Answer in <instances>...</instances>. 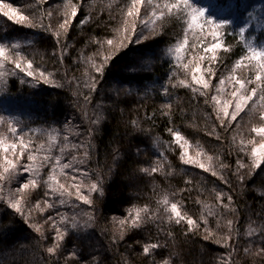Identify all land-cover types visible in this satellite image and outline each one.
<instances>
[{"label":"trees","instance_id":"trees-1","mask_svg":"<svg viewBox=\"0 0 264 264\" xmlns=\"http://www.w3.org/2000/svg\"><path fill=\"white\" fill-rule=\"evenodd\" d=\"M217 1L220 5L233 3L237 8L241 2ZM0 3L11 4L30 19L35 18L34 22L39 25L17 24L0 13V43L32 61L33 68L52 74L49 78L52 83H45L25 76L14 64L6 63L3 68L6 76L0 79V103L13 102L22 108L10 121L17 129V136L27 144L28 152L34 153L41 147L38 143L45 144L50 135L60 137L53 144L57 150L52 152L51 162L37 178V187L29 191L25 212H17L0 197V264H165V261L167 264H264V254H261L264 164L254 175L249 174L252 158L251 145L247 144L248 140L258 138L251 128L261 124L254 120L245 124L238 119L234 124L225 121L222 126L208 91L188 81L191 64L187 70L182 65L193 61L190 57L195 58L200 51L207 62L211 57L203 52V47L211 37L205 34L204 39L200 30L188 29L186 12L168 13L164 4L175 0H158L156 8L142 2L135 20L142 22L148 11L157 9L156 24L140 33V38L147 39H139L137 30L118 50L106 42L118 37L122 26L127 27L126 14L131 0H71L77 5V16L69 24L68 33L60 37L53 33L67 18L68 0H0ZM161 11L165 13L163 16ZM185 38L188 44L177 62L168 49ZM96 41L103 42L105 56L111 55L102 73H96L88 60L92 57L98 65L103 61L102 56L96 55L101 50ZM220 42L229 51L220 50L216 62H209L212 67L224 62L232 66L247 57L238 30L226 27ZM13 44L20 47L13 50ZM242 63L249 64L247 59ZM252 64L246 71H256ZM90 77H95V91L90 89ZM180 79L190 86L173 87ZM256 84L254 81L252 88ZM193 88L198 91L194 92ZM201 91L205 95H200ZM261 95L264 93L257 89L252 118L257 115L264 123ZM85 96L89 101H85ZM164 104L171 107L164 108ZM97 117L99 123H92ZM244 124L246 128L242 129ZM170 128L179 131L188 141L189 151L200 153L198 159L202 163L211 164L210 171L181 161L182 149L175 143ZM8 135L17 137L10 132ZM65 136L70 142H76L75 147L63 145ZM241 140L245 141V151L240 150ZM57 156L61 158L60 164H56ZM190 156L197 158L195 154ZM207 157L212 160L207 161ZM238 160L244 164L243 168L238 167ZM64 163L72 164L69 169H63L64 176L60 177V182L72 193L70 197L52 193L43 182L47 180L49 166ZM153 167L158 169L154 173ZM142 168L149 172H141ZM212 171L217 175H212ZM95 182L102 186L103 195L89 194ZM72 185H82V194L93 203L87 205L77 200ZM217 192L225 194L219 201ZM229 195L231 202L227 199ZM165 197L167 207L177 203L181 214L187 213L199 227L189 231L186 220L179 224L175 219L169 220L170 212L165 211L163 203ZM61 199L68 203L61 205ZM46 204L55 207L48 208ZM145 207L154 219H147L141 213L144 222L140 227H131L130 217L135 215V210ZM28 213L32 214V221L28 220ZM74 214L77 227L60 224L61 230L66 229L61 248L57 253H48L56 231L48 228L45 219L51 216L59 224L61 215ZM86 214L92 215V220ZM121 220L127 223L121 225ZM229 220L233 221L231 231L227 225ZM33 224L43 226V239ZM208 232L213 235L206 240ZM220 237H228L227 247L223 241L216 243ZM152 243L160 246L145 254L143 247Z\"/></svg>","mask_w":264,"mask_h":264},{"label":"snow or ice","instance_id":"snow-or-ice-1","mask_svg":"<svg viewBox=\"0 0 264 264\" xmlns=\"http://www.w3.org/2000/svg\"><path fill=\"white\" fill-rule=\"evenodd\" d=\"M142 0H131V6L127 10V17H136L140 14V4ZM148 4L152 3V0H147ZM159 7V5H157ZM164 8L167 9L168 13L170 14H179L187 11V15L189 17L188 20V29H193V30H200V36H205L207 34L212 38V41L209 44V46L204 48L205 53H211L212 56L210 58L212 63L216 62L217 59V50L222 48V44L220 42V37L224 31V29L227 27L229 24V21L227 20H220L217 21L211 17L202 19L205 17V10L203 8H192L189 0H175V3H165ZM70 8V12L69 9ZM190 9V10H189ZM175 10V12H174ZM0 13L3 14V16L7 17L8 20L14 21L17 24H25L27 22V26L29 27H36L39 26L37 23H35V18L30 19L28 15L23 14L22 12L18 11V9L14 8L11 4L9 3H0ZM165 13L163 11L160 12V15L163 16ZM49 16L52 15L51 12L48 14ZM251 15V14H250ZM65 16L67 18L64 19L62 23L59 24L58 29L53 33L55 36L60 37L64 34H67L69 31V24L71 23L72 19L77 16V5H74L71 3V0H68V4L65 7ZM128 21H125V24L127 25ZM143 23V21H142ZM132 30L133 33L135 32L136 29V24L133 22L132 23ZM153 31H155L153 29ZM245 32H246V26L240 27L238 30V34L240 36V39L242 41L245 40ZM124 33H127V27L124 28L123 32H120L118 30V37H119V42L114 41L113 39H108L107 40V45L109 46H114L117 50L120 47L124 46V41L130 38L131 33L125 35ZM142 34V33H141ZM147 39V37H145ZM59 42V41H58ZM97 43H100L101 45V50H98L96 55L102 56L103 61L99 65L96 63L95 60L92 59V57H89L88 60L91 64V68L96 72V73H102L103 67L107 62L111 59V55L105 56L103 54V42L96 41ZM139 42V41H137ZM188 44V39L185 38L182 43H177L173 48H169L168 52L169 54H173L175 56V60L179 62L182 58V51L185 49V45ZM19 44H13L11 45V49H17L19 48ZM245 47L247 48L248 55L247 57H242L241 60L236 61V66L233 68V72L236 71V68H239L242 66V60L247 59L249 61V64H252V62H255L252 64V67L256 69V75H255V81L257 82L256 87L251 89L250 94H245L247 92V89L245 85L247 83H252V81H243V80H237L235 76H232L231 79L235 80L237 84L240 85L239 88H236L235 91L231 93L233 97L236 98L235 101V106H234V111L229 113V105L232 103V101H225L223 104H221L220 99L216 96L213 95L211 97V100L215 102V104L218 107L217 110V118L220 119V123L222 126L225 125V120L220 117V113H223V117H229L231 116V119L227 121L228 124H231L232 121H235L237 116L244 111V106L248 103V101L252 100L253 96L257 95V89L260 90L261 93H264V47H257L256 45L253 44L252 40H247L245 42ZM224 51H229L228 48H224ZM205 59L204 56H199L196 59L195 66L192 67L191 73V81L192 84L195 85H202L204 89H207L209 87L210 81H206L204 79L203 75H197V73L201 72L200 68V62ZM14 64L16 69H19L21 73H23L27 77H32L34 79H42L45 83H52V81L49 79L50 76L52 75L51 73H45L44 71H41L39 68H33V62L30 60H26L24 57L21 56V53L18 51H11L8 49L6 45L3 43H0V69H3L5 67V64ZM193 61L190 60L188 63H185L182 65L184 69H189V65L192 64ZM206 71L211 72V69H206ZM12 75H15V72H11ZM5 73L0 72V79L4 77ZM175 75V73H173ZM91 79V84H90V89L91 91H95L97 88V83L95 81V77H90ZM220 84L223 85L224 81L221 80ZM173 87H179V86H184L188 87L190 86L186 80L180 79L178 80L177 83H174L172 85ZM168 89L165 87L164 88V93L167 94ZM193 91L196 92L198 89L193 88ZM222 91V89H220ZM239 93V95H238ZM200 95H205V92L201 91ZM85 101H89V97L85 96L84 97ZM261 101H264V95H261L260 97ZM208 101L206 100L205 103ZM164 108H170V104H164ZM167 114V113H165ZM99 117H97L96 120H93L92 123L98 124L99 123ZM261 119L264 120V112L261 113ZM0 122H4V117H0ZM136 124V122H133ZM8 131L12 133L13 136H17V129L12 126V122L8 121ZM137 127H139L138 124H136ZM169 132L171 133L175 143L179 145V147L182 149L180 159L181 161L186 164V165H196L197 167L203 169L205 172L210 171L211 169V164L206 166L205 163H202L198 157L200 156V153H196L197 158H193L191 156H188V149H187V144L188 141L184 139V137L180 134L179 131L169 129ZM251 132L256 134V137H258V140H248L247 144L251 145V153L250 156L252 158V171L249 173L250 175L255 174V170L259 169L262 164H264V126H259V127H252ZM19 144L15 140L9 142L3 137H0V153H4L5 155L3 156V165H0L2 167V171H0V182L4 181H13L15 180L17 173H18V164H20L21 158L25 155L27 152V159L28 161L32 162L29 164H26L23 166V172L30 174V178L27 180L26 183H22L19 188L17 189V192L20 194V198L17 199L15 198V195L9 200V207L14 208L17 212L21 211V201L23 200L25 203L28 201V197L30 195L29 189H35L37 187V179L35 177L39 176L40 172L39 169L44 167L45 165L49 164L50 157L49 156H44L42 161L37 163V157L32 155L31 152L27 151V144L25 143L23 138H19ZM220 137L217 136V139ZM65 140L68 139L67 136L64 137ZM51 141L56 140V136H51L50 137ZM182 141V142H181ZM245 141L241 140V151H245ZM84 146V145H81ZM43 147V146H41ZM51 147V144L49 145ZM75 147V145H73ZM63 152V149H61ZM7 153H12L14 156V159H9ZM18 153V154H17ZM85 156H88V153H85ZM56 164H60V157L57 156L56 158ZM75 157H73V162H75ZM212 157H207V161H211ZM83 163V161H80ZM238 167L243 168L244 164L241 161H237ZM72 167L71 163H64L61 165V169H69ZM162 167V165H161ZM226 167V166H225ZM158 169L156 167H153L151 169V172H156ZM55 171V169H53ZM141 172L147 173L149 172V169L147 168H142L140 169ZM212 175H217L215 171H212ZM223 179V177H221ZM75 179V177H73ZM240 180L243 181V177H240ZM49 189H51L52 193H59L61 197H64L65 195L67 196H72V193L68 190V187L65 186V184L60 183L57 180V177L55 175H49L46 181H43ZM226 182V181H225ZM72 187H75L76 189V199L82 201L84 204L91 205L93 201L89 199L88 196L81 194V187L82 185H72ZM91 192H100L101 195H103V190L102 186L100 185L99 182L92 183L90 188H89V194ZM224 193L217 192L216 193V199L217 201L221 200V197L224 196ZM228 201H232V197L229 195L227 197ZM61 205H64L68 203L66 200L61 199L59 201ZM163 203L165 204V211L170 212V215L168 216L169 220L175 219V222L177 224L181 223L182 221L186 220V223L188 225V230L192 231L194 228H198L199 225L189 216L187 213L181 214L180 209L178 208L177 203H171L170 208L167 207L168 205V200L167 197H165ZM39 207V205L37 206ZM46 207L48 208H53L55 207L54 204H46ZM207 207V206H206ZM225 209L229 208V205H223ZM41 212L44 211L43 208L40 209ZM130 212L133 210H129ZM149 209L147 207L143 209H137L135 210V215L130 217L131 224L130 226L133 228L140 227L141 223L144 222V217H147V219H154L153 216H149ZM141 213L144 214V217L141 216ZM211 211H209V215H211ZM88 215V220H92V215ZM202 219H204L202 217ZM49 221H52V227L56 231V236L54 237V243L51 247L47 248L48 253H57L59 252L61 248V242L63 241L65 234H66V229L61 230L60 224H71L72 228L77 227V217L76 215H72L71 217L61 215L60 217V222L59 224L53 220V218L50 216L48 217ZM48 221H45L47 223ZM121 225H124L127 223L126 220H121L119 222ZM204 223L207 224L208 221L204 219ZM228 228L231 231L233 227V221L229 220L227 222ZM86 226H91L90 224H87ZM32 227L34 230L38 233H40L41 238H44V231H43V226L39 224H33ZM207 231V229H206ZM251 229L249 230V235H251ZM124 231L123 228L121 229V239L123 238ZM213 235L212 232H208V234L204 237L206 240L209 239ZM227 239L228 237H220L216 240L217 244H220L223 241V244L225 247L228 246L227 244ZM160 245L156 243L152 244H146L143 247V252L145 254H148L150 250L158 248ZM261 254H264V249L261 250ZM165 264L167 262L165 261Z\"/></svg>","mask_w":264,"mask_h":264},{"label":"rangeland","instance_id":"rangeland-1","mask_svg":"<svg viewBox=\"0 0 264 264\" xmlns=\"http://www.w3.org/2000/svg\"><path fill=\"white\" fill-rule=\"evenodd\" d=\"M158 0H152L151 5L153 4V7L156 8V2ZM142 2L145 4H148L147 0H142ZM141 2V4H142ZM189 3L191 5L192 8H203L206 12H205V17L201 18L205 19L208 17H211L217 21L220 20H227L229 21V24L227 25V27L233 28L235 30H239L240 27H244L246 26V32H245V40L242 41V50L244 54L248 55L247 52V48L245 47V42L247 40H252L253 44L256 45L257 47H264V0H241L239 8H237V6L233 3H227L226 5H220L218 3L217 0H189ZM140 4V5H141ZM190 10V9H189ZM187 13V11H185ZM251 14V15H250ZM158 15L159 13L157 11V9H153L148 11V16L145 17V20L143 21V23L140 21V19L138 21L135 20V17H128L127 21V33H124L125 35L131 33L130 38L132 39L133 37V30H132V23L134 22L136 24V28L135 32L138 30V38L139 39H145V38H140V33L144 32V30L149 28H153L154 25L156 24V20L158 19ZM188 20L189 17L186 21V26L188 25ZM139 27V28H138ZM188 27V26H187ZM123 28V30H122ZM125 28V25L122 26L120 28V32H123ZM207 38V35L204 37V39ZM114 41H119V37H115ZM213 42L211 40V38H207V42L204 44L203 47V52H204V48L209 46V44ZM113 47V46H110ZM224 47L222 46L221 49L217 50L216 55L219 53L220 50H223ZM174 49V48H173ZM206 55L208 54L210 57L212 56L211 53H205ZM246 55V56H247ZM199 56H204L206 58V56L202 53V51L199 52V55L194 57H190V59L193 58V63L190 66V69L192 67L195 66V62L196 59ZM210 59H208V61L206 62V59H204L203 61L200 62V68H201V72L197 73V75H203L204 79L206 81H210L209 83V87L206 89L209 93L210 99L213 95H216L220 101L221 104H223L225 101H232V103L229 105V113H231L232 111H234V106H235V101L236 98L233 97L231 95V93L233 91H235L236 88H239L240 85L237 84L235 82V80H232L231 77L235 76L237 80H242L240 78L244 77L245 79H243V81H252V83L255 81V75H256V71L253 73V71L248 72L246 70H248V67L250 66L248 63L243 64L242 66L239 68H236V71L233 72V68L236 66L235 65H224V64H228V63H220L221 66H219V64L216 65H211ZM249 62V61H248ZM206 69H211V72L206 71ZM252 70L251 68L249 69V71ZM0 72H4L6 76V72L3 69H0ZM188 81L192 84L191 81V70H189L188 72ZM248 74H251V76L249 78H246V76ZM223 80L224 84L221 85L220 81ZM252 83H247L245 85L247 92L245 94H250L251 93V89H252ZM195 85V84H193ZM195 86H199L202 87V85H195ZM203 88V87H202ZM220 89H222V91H220ZM239 95V93H238ZM254 96L252 98V100L248 101V103L244 106V111H242L236 118L235 121H232L231 124H234L233 122H236L238 119H242L243 122H245V124L247 123V121L249 122H254V121H258L261 125L259 126H264V123L260 122V120L258 119L257 115L254 117L255 115V111L256 108L254 106L255 101L253 100ZM212 101V100H211ZM214 104L215 102L212 101ZM217 110L218 107L215 104ZM22 111V108L17 105L16 103L13 102H1L0 103V113L2 112L3 114H0V117H4V122H0V137H3L4 139H6L7 141L11 142L13 140H15L17 142V144H19L18 140V136L13 139L11 138L8 134V124L7 122L10 120H13L15 118V116H18L20 114V112ZM245 114V115H244ZM221 118H223L226 122L228 120L231 119V116L229 115V117H223V113L219 114ZM254 120V121H253ZM243 125V128H246V125ZM238 128H240V123L237 125ZM258 126V127H259ZM241 129V130H242ZM12 134V133H11ZM51 135L46 138L47 140L44 143H38V145L43 146L40 148H36V151H34V153H31L34 156H37V163H39L40 161H42L44 156H49L50 159L52 158V152L56 151L54 150L55 148H53V144L54 143H58L60 140V137H56V140L53 142L50 140ZM58 139V142H57ZM259 138L255 139L258 140ZM253 140V139H252ZM64 142V140L62 141V143ZM182 142V141H181ZM61 143V144H62ZM76 142L74 141L73 143L70 142L69 140H66L65 143H63V145L67 146V145H74ZM51 144V147H49V145ZM187 149H188V144H187ZM28 151V150H27ZM55 153V152H54ZM18 154V153H17ZM196 155V152L193 151H189L188 149V156L190 155ZM5 154L4 153H0V165H3L4 161H3V156ZM9 159H14V156L12 153H7ZM54 155V154H53ZM55 157V156H54ZM32 163L30 161H28L27 159V153H25V155L21 158L20 164H18L17 168H18V173L17 176L15 178V180L13 181H4V182H0V197L3 198V200L9 202V200L13 197V195H15V198L19 199L20 198V194L17 192V189L19 188V186L22 183H26L27 180L30 178V174L28 173H24L23 172V166L26 164ZM59 166V167H58ZM53 165V166H49V171L47 172V178L49 175H55L57 177V180L60 182V177H63V170L61 169V165ZM45 169V168H44ZM43 167L39 169V172L41 173L43 170ZM53 169H55V171H53ZM2 167H0V171H2ZM40 176V174H39ZM35 177L36 179L39 177ZM61 183V182H60ZM38 185V183H37ZM41 185V182H40ZM46 189L48 190L49 188L46 187ZM75 193H76V189L75 187H73ZM33 189H29L26 191H31ZM51 190V189H50ZM82 194V192H81ZM25 206L26 203L22 200L21 201V213L25 212ZM32 214L28 213V216L30 217V219H28L27 217H25L28 220L32 221ZM25 216V214H24ZM46 221H48V228L49 229H53V227L50 224V221L45 219ZM55 230V229H54Z\"/></svg>","mask_w":264,"mask_h":264}]
</instances>
